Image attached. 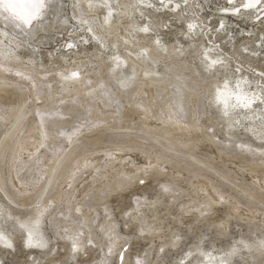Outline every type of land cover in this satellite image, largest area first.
<instances>
[{
  "label": "rangeland",
  "instance_id": "obj_1",
  "mask_svg": "<svg viewBox=\"0 0 264 264\" xmlns=\"http://www.w3.org/2000/svg\"><path fill=\"white\" fill-rule=\"evenodd\" d=\"M73 1H45L41 11L39 20L70 17L61 32L46 22L35 32L13 20L11 29L0 23V77L8 82L0 86V206L9 212L0 223L12 240L0 242V264H195L200 254L181 260L189 249L221 252L240 239L260 240V247L235 263L264 264V138L244 130L246 122L227 125L210 104L214 79L198 68L202 46L185 48L184 19L156 13L163 39L177 44L178 54L158 61L143 57L153 37L145 28H136L144 39L118 44L105 34L92 37L103 44L78 46L69 28L85 14ZM193 2L206 31L221 32L224 0ZM256 15L226 23L242 39L260 37L264 47V17ZM129 49L143 59L121 86L110 56ZM236 58L251 75L255 68ZM139 68L148 73L143 79ZM23 219L35 221L45 247L27 245Z\"/></svg>",
  "mask_w": 264,
  "mask_h": 264
},
{
  "label": "bare ground",
  "instance_id": "obj_2",
  "mask_svg": "<svg viewBox=\"0 0 264 264\" xmlns=\"http://www.w3.org/2000/svg\"><path fill=\"white\" fill-rule=\"evenodd\" d=\"M45 1H52V0H44V3H45ZM224 2H225L226 6H224L221 9V11H220L221 13L220 14L216 13L217 15H219V21L221 20V27L223 28L221 32H217L216 29H212V30L209 29L206 31V28H207L206 23L204 22V20H202L198 16L199 15L198 8L195 9V7L193 6L194 5L193 0H77V2L74 0L72 3L73 7H75L76 11L82 10L81 12H83L85 14V16L83 17V20H80V18L82 16L77 15L79 18L76 16V18H77L76 23L78 21L79 25L77 24L74 29H72V28H69V29L77 32L76 36L74 35L73 42L78 43V46H82L84 44L83 46L91 45L94 47H96L100 44H103L104 42H102V41H104V40L100 41V42H102V43H100L99 41L96 42L95 40H93L92 37L95 38L96 40H99L100 36H103V38H104L105 34H107V36L113 34V36H111V37L118 43V41H121L122 39H125V40L128 39V40L132 41L131 39H134V38L140 40L142 38L144 39V37H147V36L139 34L137 32L136 28L140 29V28H148L149 27L148 30H152L153 37H151L149 39L150 44L147 47H143L146 50L144 56H143V54H139V52L134 54V55L131 54L130 49H131L132 44H129L130 49L128 51L125 50L126 51L125 53L117 52L116 56H115V54H113V55L111 54V56L109 55L110 61H111V66L115 70V72H114V70L112 69L113 70V77H114V79L117 80V82L118 81L120 83L122 82L121 83V86H122V85L128 84V81H129L128 78H129L130 74L136 71L138 64L143 59L142 58L139 61L138 56L146 57V55H149V57H151L152 59L159 61L160 59H162L166 55V57H168L169 59L172 58L173 60H175V56L178 55L175 52V50L177 49L175 47V45L177 46V44H175V43H174V45L172 43L168 44L163 39V37H162L163 32L160 31L162 29V27L160 26V22L158 20H156V18H158V15L156 13L157 12L161 13L162 9H166L165 12H167V14L169 12V15L174 13L176 19H178V18L184 19L185 24H184L183 34H182L181 38L184 37L186 39L187 44H186L185 48H187V47L189 48L190 45L196 46V48H198L197 45L202 46L203 51H201L200 53L198 52V54H197L198 60H197V58H195V59L199 63L198 68H200L202 71L206 72V75H209L214 79L209 84V86L212 88L211 92H213V94H211V97H210V104L214 105V107L220 113V116H222V118H224V121H226L227 125L232 126L233 123H236V122H239L240 124L242 122H246L245 126H244V130L245 129L252 130V133L253 132L256 133L259 136V138L261 139V138H264V77H263L264 76V69H262L264 67L261 66L262 67L261 68L259 66L260 65L264 66V63L261 64V60H264L263 42L260 41V37H258V38L253 37L251 39H249V38L248 39H245V38L242 39V37L240 38V35L238 34L239 29L232 28L231 27L232 25L229 26L227 24L228 22L226 23V21L230 19V16L233 17V19H234V17L239 18V19L240 18L243 19V18L248 17L252 13L257 14L256 16L262 15L264 17V0H258V2H256V6L254 8H250V9H246L243 7V5L248 3L249 0H224ZM178 7H180V9H179V10H181L180 12L179 11L176 12ZM235 9L240 10L238 14L234 13ZM183 10H188L186 18L183 15ZM65 14H67V13H65ZM130 14L134 15L136 18L134 16L133 17L136 20H137V17L139 15L142 18H144V20L141 21V23H138V21L133 19V17H130L131 16ZM42 15L43 14L41 13L40 16H42ZM40 16L37 19H35L30 25H24V26L28 27L29 29L34 28L32 32H35V31L42 30L41 27L43 25L45 26L47 23L48 24V25H46V27H48L47 29H49V30L51 29L54 32H61L62 29L59 27V25L60 24L65 25L71 21L70 17L68 18V17H66V15L60 16L59 19L53 20V21H48V17L39 20ZM74 16H75V14H74ZM1 18H3V19H1ZM8 20H11V19H8ZM123 20H125L126 22H124ZM0 23H2L3 25H6V27L8 29L12 28V26L9 25V22L4 18L3 14H0ZM124 23H126V24H124ZM71 24L69 23L68 25L70 26ZM84 24H87L88 27H85V28L82 27ZM189 24L194 26L191 30L188 28ZM122 27L124 29H121ZM69 29L67 28V31ZM208 31H209V35H208ZM46 33H49V32H46ZM82 35H84V38H85L83 40H87L86 44L83 43V40L79 38ZM213 35L216 37L215 40L212 39ZM129 36H131V37H129ZM262 36L263 37L261 39H264V31L262 32ZM204 37H206V39H204ZM226 38L228 40H226ZM70 39L71 40H69L70 44L68 46V50L73 48L72 36ZM201 40H203V41H201ZM106 41H108V39ZM179 41H180V39H179ZM199 41H200V43H199ZM11 42H12V40H11ZM134 42H135V40H134ZM186 42H184V43H186ZM256 42H258V44L260 45L259 48H257L258 45H256ZM147 43H149V42H147ZM246 44H251V46L248 49H246L247 48V47H245ZM102 46H104V45H102ZM106 46H107V44H106ZM108 47H109V45H108ZM121 48H123V47H121ZM133 48H135V47H133ZM240 49H241V51H240ZM97 51H99V50H97ZM184 51L186 52V50H184ZM184 51L182 49L179 50L180 54L183 53ZM243 51L246 54L242 55L241 53ZM258 51H260V52H258ZM100 52H101V50H100ZM103 52H104V50H103ZM205 54H207V58H206ZM240 55L243 57V59L246 62L249 63V66H252L253 68H255L254 71H251L252 72L251 75L249 74L248 71L244 72V71H242L243 68L236 65L237 62H239L237 60L238 58H236V56L238 57ZM189 56H191V55H189ZM256 58H258L259 65H255V63H254L255 62L254 60ZM239 60H241V59H239ZM211 61H218V63H216L215 65H211ZM184 62H185V60H184ZM142 63H143V61H142ZM196 65L198 66V64H196ZM109 69H111V68H109ZM140 69L141 68H139L138 71ZM194 69H196V68H194ZM75 70H77V72H80L79 73L80 77H81L80 81H82V79H83L82 75L84 74V71H82V69L80 67L76 68ZM256 71H258V72H256ZM82 72H83V74H82ZM196 72H197V70H196ZM0 73H1V71H0ZM142 74L148 75L145 68H142L140 70L139 79L142 78L141 77ZM154 77H152V81L156 82L157 79ZM147 79H149V77ZM206 79H208V78H206ZM248 79L251 82L250 85L252 84L250 89H248L249 86L244 84V83H246V81ZM172 80H174V79H172ZM2 81H6L5 83H8L7 79H5L4 77H0V86L3 85ZM138 81H140V80H138ZM225 81L228 82L229 88L232 91H237V85L239 84V90L242 91L243 94H245L249 99H251L253 101L249 108H243V107L232 108L231 105L235 101H234V98H230L229 99V108L227 109L228 114L225 115V109H224L223 104H218L216 102L217 88H223ZM159 82L161 83V77H159L158 85H160ZM143 83H146V81H143ZM171 83H173V81ZM153 84H155V83H153ZM146 85H147V83H146ZM150 85H152V84H150ZM166 85H168V84H165V86L164 85H162V86L166 87ZM71 86H75V85H71ZM184 87H185V85H184ZM127 88H129V87H127ZM141 93H143V92H141ZM22 114H23V112H22ZM234 129H235V127H234ZM236 130H237V128H236ZM260 141H262V140H260ZM258 142H259V140H258ZM150 158H152V157H150ZM2 184L3 183L0 179V188L3 189ZM3 208L0 206V219H4L1 217L9 214V212ZM18 224L20 226H22L25 230L24 234L26 233V235H25L26 237L24 240L26 241V243L28 240L29 232L33 233V240L34 241L38 240L41 243H44L43 235L41 234L39 228L36 226V223L34 220L23 219V220L18 221ZM4 230H3L2 225L0 223V236L3 237V239H0V242L8 245L9 243H11L12 240L8 234L9 232H6L7 230L4 232ZM15 240H17V239H15ZM240 243H242V244H238L235 242V245H231L229 248H227L226 250L221 251V252L205 251L204 249L198 248L197 253L195 252L196 254H193V250L189 249L188 252L186 251L187 255L183 256L181 258V260L186 257V258H189L188 261L191 263L193 256H197L200 254L202 256V260L198 263H195V264H236L235 258H237V259L240 258L242 261H244L245 258L243 256H245L246 253L252 255L253 252L258 250L260 247V240H254L253 242L252 241L250 242V241L245 240V239H240ZM32 248L38 250L41 247L36 246L34 244L32 246Z\"/></svg>",
  "mask_w": 264,
  "mask_h": 264
},
{
  "label": "snow or ice",
  "instance_id": "obj_3",
  "mask_svg": "<svg viewBox=\"0 0 264 264\" xmlns=\"http://www.w3.org/2000/svg\"><path fill=\"white\" fill-rule=\"evenodd\" d=\"M256 2H258V0H249L248 3L243 5V7L246 9L254 8L256 6ZM44 8V0H0V14L7 13L8 15L4 17L6 20L11 19L13 21L19 22L17 23V27H20L21 24L30 25L35 19H37L41 15V11ZM239 11V9H235L234 13L238 14ZM193 27L194 26L191 24L188 25V28L190 30ZM144 31H148V29L145 28ZM205 56L207 58V54H205ZM216 63H218V61H211V65H215ZM77 75L78 73H72V77H76ZM234 97L236 98V103H233L231 105L232 108H249L253 102L245 94L243 95V97L239 95V84L237 85V91H232L229 88L228 82L225 81L224 87L217 88L216 94V102L218 104H223L225 109V115L228 114L227 109L229 108V99ZM140 183L143 184L144 181L141 180ZM38 223L39 221H37V224ZM0 239H3V237L0 236ZM34 244L39 247L46 246L44 243H41L38 240L34 241L33 233L29 232L27 245L33 246ZM73 251H77V245L75 243L73 244Z\"/></svg>",
  "mask_w": 264,
  "mask_h": 264
},
{
  "label": "clouds",
  "instance_id": "obj_4",
  "mask_svg": "<svg viewBox=\"0 0 264 264\" xmlns=\"http://www.w3.org/2000/svg\"><path fill=\"white\" fill-rule=\"evenodd\" d=\"M239 95H240L241 97H243L244 94H243L242 91L239 90ZM234 101H235L234 103H236V98H235V97H234Z\"/></svg>",
  "mask_w": 264,
  "mask_h": 264
}]
</instances>
